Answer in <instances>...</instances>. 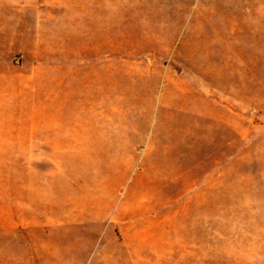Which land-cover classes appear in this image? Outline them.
<instances>
[{"label":"rangeland","instance_id":"374dc122","mask_svg":"<svg viewBox=\"0 0 264 264\" xmlns=\"http://www.w3.org/2000/svg\"><path fill=\"white\" fill-rule=\"evenodd\" d=\"M0 264H264V0H0Z\"/></svg>","mask_w":264,"mask_h":264}]
</instances>
